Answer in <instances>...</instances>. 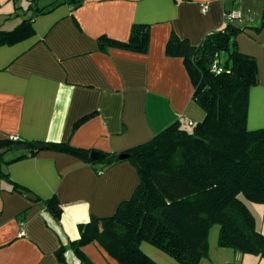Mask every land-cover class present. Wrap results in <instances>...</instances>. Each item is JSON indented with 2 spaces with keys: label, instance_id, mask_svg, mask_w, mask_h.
Returning <instances> with one entry per match:
<instances>
[{
  "label": "crops",
  "instance_id": "1",
  "mask_svg": "<svg viewBox=\"0 0 264 264\" xmlns=\"http://www.w3.org/2000/svg\"><path fill=\"white\" fill-rule=\"evenodd\" d=\"M263 1L84 0L73 8L57 0H0V32L27 19L34 32L0 46V141L68 143L112 154L148 142L176 121L201 122L204 112L192 100L182 59L167 57L165 44L173 32L197 46L231 12L238 17L230 23L242 30L236 37L239 52L257 63L246 128L264 129V29L253 30ZM44 8L53 9L36 14ZM133 24L149 27L146 54L98 50L101 36L126 42ZM0 170L35 197L27 199L0 179V264H82L68 247L80 238L78 226L91 217H111L139 183L127 161L91 165L47 149L33 156L27 150L3 152ZM53 196L61 209L58 222L39 202ZM238 198L264 235L263 206ZM218 234L219 226L213 225L208 256L199 264H264V259L219 247ZM61 247L63 263L57 258ZM139 249L156 264H179L146 242ZM80 250L92 264H118L95 242Z\"/></svg>",
  "mask_w": 264,
  "mask_h": 264
},
{
  "label": "trees",
  "instance_id": "2",
  "mask_svg": "<svg viewBox=\"0 0 264 264\" xmlns=\"http://www.w3.org/2000/svg\"><path fill=\"white\" fill-rule=\"evenodd\" d=\"M57 1L77 8L84 0ZM52 9H39L36 14ZM263 29L264 1L260 22L253 30ZM241 32L225 21L197 46L173 32L168 37L165 55L182 59L193 85L192 100L204 112L201 122L187 127L176 121L148 142L122 153L98 152L102 157L97 161L89 157L94 150L73 148L68 143H43L48 151L91 165L108 167L127 161L139 178L131 197L121 202L111 217H91L78 226L80 238L69 242L68 247L82 264L92 263L80 248L94 242L118 264H155L140 251L141 242L179 264H199L208 256L207 235L213 225L219 226V247L264 259V235L255 230L251 213L238 198L242 195L264 209V129L246 128L249 91L257 84V63L252 56L239 52L236 37ZM33 33L31 20H24L14 30L0 32V46L15 44ZM97 47L103 53L115 48L146 54L149 27L133 24L126 42L101 36ZM221 55L225 57L221 59ZM215 60L221 68L219 74L211 72ZM17 144L25 145L29 156L39 151L34 148L39 143L7 139L0 141V155ZM121 155L126 159H119ZM0 179L9 182L14 191L29 193L10 182L1 170ZM39 202L58 222L61 209L56 198ZM64 251L61 247L57 252L62 263Z\"/></svg>",
  "mask_w": 264,
  "mask_h": 264
},
{
  "label": "water",
  "instance_id": "3",
  "mask_svg": "<svg viewBox=\"0 0 264 264\" xmlns=\"http://www.w3.org/2000/svg\"><path fill=\"white\" fill-rule=\"evenodd\" d=\"M36 150H45L46 149V146L44 144H37L35 145L34 147ZM14 151H24L26 150V146L23 145V144H17V145H14L13 148H12ZM90 159L93 160V161H97L99 160L102 156L98 153V152H92L90 154ZM126 155H121L119 157V159H126ZM27 199L29 200H35V197L32 195V194H27L26 195Z\"/></svg>",
  "mask_w": 264,
  "mask_h": 264
},
{
  "label": "built area",
  "instance_id": "4",
  "mask_svg": "<svg viewBox=\"0 0 264 264\" xmlns=\"http://www.w3.org/2000/svg\"><path fill=\"white\" fill-rule=\"evenodd\" d=\"M204 10L205 8L202 7L201 11L204 12ZM237 17H238V14L236 12H231L225 15V20L228 22H231L234 18H237ZM211 72L216 73V74H219L221 72V68L219 67V62H217V60H215L213 64L211 65ZM184 125L187 127L193 126V124L189 121H184ZM10 139L14 141L17 140L16 137H12Z\"/></svg>",
  "mask_w": 264,
  "mask_h": 264
},
{
  "label": "rangeland",
  "instance_id": "5",
  "mask_svg": "<svg viewBox=\"0 0 264 264\" xmlns=\"http://www.w3.org/2000/svg\"><path fill=\"white\" fill-rule=\"evenodd\" d=\"M226 15V14H225ZM223 57H225V56H223ZM222 58V57H221ZM185 129H190V128H185ZM10 139V138H9ZM20 152V151H19ZM22 152V151H21ZM98 173H101V172H98ZM141 251V250H140ZM156 264V263H155Z\"/></svg>",
  "mask_w": 264,
  "mask_h": 264
}]
</instances>
